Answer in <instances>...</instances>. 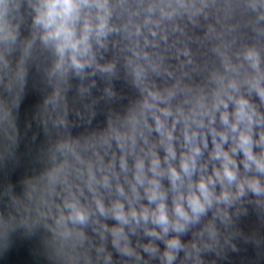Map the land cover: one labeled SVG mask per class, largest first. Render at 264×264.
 <instances>
[{"label": "clouds", "instance_id": "1", "mask_svg": "<svg viewBox=\"0 0 264 264\" xmlns=\"http://www.w3.org/2000/svg\"><path fill=\"white\" fill-rule=\"evenodd\" d=\"M0 264H264V0H0Z\"/></svg>", "mask_w": 264, "mask_h": 264}, {"label": "water", "instance_id": "2", "mask_svg": "<svg viewBox=\"0 0 264 264\" xmlns=\"http://www.w3.org/2000/svg\"><path fill=\"white\" fill-rule=\"evenodd\" d=\"M22 150H23V145H22ZM25 257V252L23 249L20 250L18 255H14L12 259H23Z\"/></svg>", "mask_w": 264, "mask_h": 264}]
</instances>
